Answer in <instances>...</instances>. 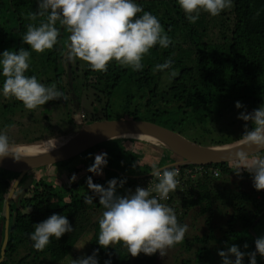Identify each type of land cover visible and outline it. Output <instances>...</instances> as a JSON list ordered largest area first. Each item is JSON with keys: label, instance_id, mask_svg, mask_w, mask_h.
<instances>
[{"label": "trees", "instance_id": "obj_1", "mask_svg": "<svg viewBox=\"0 0 264 264\" xmlns=\"http://www.w3.org/2000/svg\"><path fill=\"white\" fill-rule=\"evenodd\" d=\"M39 0H0V54L4 50L18 51L24 47L31 51L30 45L23 42L22 36L27 25L46 20L47 16L37 17L36 21L26 19L30 12H38ZM144 11L151 12L160 20L165 32L171 37L172 44L164 49L156 45L150 49L142 63V71H133L130 67H122L115 60L109 63L107 72L93 71L90 66L77 59L69 68L72 75V89L69 82L64 81L65 42L69 33L57 22L61 35L59 43L52 50L44 53L31 51V63L25 75H35L49 85L56 83L59 90L68 97L61 106L63 116L59 121L67 120L65 127L53 130L33 131L29 126L20 125L15 132H8L13 145L36 143L61 135L76 132L83 121L80 115L73 118L74 99L81 100L84 87H91L96 93L107 98L104 117L85 119L86 123L96 120L121 119V115L111 109L110 101L118 95H125L124 107L126 118L145 120L174 130L186 137L191 130L201 129L202 134H210L206 128L222 111L237 108L240 101L245 111L264 104V0H233V7L224 10L218 16L201 12L196 23H190L185 12L180 8L178 0H134ZM50 11V10H49ZM143 15L139 13L138 16ZM172 58L171 68L153 72L157 64H163ZM2 58V57H0ZM175 71V77L171 72ZM90 78L88 81L87 79ZM5 77L0 66V131H4L13 123L12 98H5L2 93ZM18 104H22L18 100ZM71 106V108H70ZM12 121V122H11ZM231 125V123H230ZM235 126V124H233ZM228 129L220 140L206 146L224 145L239 140L244 131L243 125ZM253 127L252 122L248 125ZM242 128V129H241ZM241 129V131H240ZM187 139L201 144L194 139ZM139 145L138 149H127L122 143ZM202 145V144H201ZM113 151L103 166V175L87 171L95 162V155ZM136 152V153H135ZM91 154V155H90ZM141 155L142 160L135 158ZM80 163L69 165L74 158L57 163L52 167L57 172L55 179L49 180L43 175V169L29 172L27 176L42 173L33 179L31 186L16 209L14 197L10 203L8 241L5 255L0 264H57L66 259L75 248L76 242L89 235V251L85 256L97 252L99 264L111 261V264H160L157 253L147 255L140 253L133 257L121 243L107 249L98 243L99 219L105 210L99 203V197L91 204L85 198L93 196L87 185V178L108 187V181L126 178L123 188L118 186L119 195H127L128 190L135 192L142 187V182L152 173V164L159 168L171 166L180 158L169 149L153 143L133 139L118 138L101 143L77 156ZM139 162V163H138ZM238 162L204 166L205 169H217L218 175L203 174L180 185L175 192L169 193V199L162 201L174 208L178 221L184 224L186 217L196 219L203 215L204 224L213 220L214 211L227 212V220L219 231L210 225L201 236L185 237L182 245L187 255L182 257L180 264H222L219 250L227 251L232 244H238L241 251L254 252V237L249 231L253 226L257 238L264 236V190L252 191L241 188L231 190L226 187V180H220L222 174L227 177L237 175L233 169ZM141 167H140V165ZM192 166V164H188ZM77 174L74 182H69L73 174ZM242 177L253 182V174L242 170ZM17 175L0 169V247L3 240L5 220V200ZM26 178V177H25ZM24 180V178H23ZM189 188V189H187ZM16 194V193H15ZM15 194L13 196H15ZM250 208L249 211L246 209ZM52 214L66 215L74 231L65 233L59 240L51 238V242L42 250L34 248L30 234L34 224L42 222ZM201 215V216H200ZM248 248H244V244ZM22 254L21 256H18ZM257 264H264V256L258 252ZM244 264H250V257L243 258Z\"/></svg>", "mask_w": 264, "mask_h": 264}, {"label": "clouds", "instance_id": "obj_2", "mask_svg": "<svg viewBox=\"0 0 264 264\" xmlns=\"http://www.w3.org/2000/svg\"><path fill=\"white\" fill-rule=\"evenodd\" d=\"M178 4L189 22L194 24L202 11L218 16L224 10H230L233 0H178ZM38 8V12L28 13L26 19L36 21L38 16H47V19L40 21L39 25L29 23L22 36L23 42L37 53L52 50L60 42L61 32L56 26L59 22L69 33L65 42L67 59L72 62L79 59L93 71L107 72L113 60L122 67L142 71V60L150 55V49L156 45L166 49L173 42L157 16L144 11L134 0H39ZM139 13L143 15L138 16ZM31 51L21 47L18 51L4 50L0 54V66L5 77L3 96L14 97L29 110H35L52 100L63 98L67 101L68 97L55 82L45 85L37 76L25 75L30 67ZM172 64L173 60L169 57L163 64H157L153 72L167 70ZM176 74L173 70L170 75L175 77ZM236 107L245 108L240 101L236 102ZM238 119L251 121L253 127L245 124V131L235 148L238 150L227 161L229 164L237 161L233 171L237 175H241L242 170L252 173L254 187L264 190V104L252 112L245 109ZM115 137L111 139L116 140ZM137 139L150 140L151 134L141 132ZM48 143L50 149L57 146V141L49 140ZM241 146H255L256 151L250 154ZM10 154H14L17 161L22 156L32 157L14 146L6 131H0V158ZM107 156V153L96 154L94 164L87 171L103 175V166L108 163ZM152 174L154 179L147 188L138 186L135 192L129 189L127 195L117 193L118 186L124 187L126 178H113L107 182L108 187L94 183L91 176L87 178L88 188L94 195L86 197L85 203L91 204L94 198L99 197V203L105 209L99 219L98 243L101 247L107 249L122 243L133 257L140 253L153 255L157 251L163 257L169 248L184 242L189 226L180 224L174 208L162 203L169 199L170 192L180 188L179 168L172 166L161 170L154 163ZM77 178L74 173L69 182ZM180 190L183 191L182 188ZM73 231L66 215L52 214L34 224L30 239L34 242V248L42 251L52 237L59 240L65 233ZM255 245L254 252L241 251L238 244H232L227 251L219 250L218 254L222 257V264H244L246 255L250 257V264H257V252L264 256V236L257 238ZM243 247L246 249L249 246L245 243ZM97 252L75 259L73 264H99ZM105 264H111V261Z\"/></svg>", "mask_w": 264, "mask_h": 264}, {"label": "rangeland", "instance_id": "obj_3", "mask_svg": "<svg viewBox=\"0 0 264 264\" xmlns=\"http://www.w3.org/2000/svg\"><path fill=\"white\" fill-rule=\"evenodd\" d=\"M64 62H65L66 70H67L66 75L64 76V81L66 83L69 82L70 89H72V82H71L72 75H70V73L68 71H69V68L71 67L73 62L71 60L67 59L66 56H65ZM89 79L90 78H88L87 81ZM71 98L74 99L75 104H76V102H78L77 106L75 105V110L72 111V114H71V116L73 118L80 115V119L83 121V123H86L85 119H90L91 116H92V118L93 117H95V118L104 117V108L106 107V104H107V98L105 96H103L102 94L96 93L95 90L92 89L91 87H86V88L84 87V89L82 90L80 102L77 99L75 94H72ZM124 101H125V95H121V94L118 95L117 97L116 96L113 97L110 101H108L111 109H113L115 111V113L120 114L121 118L127 117L125 107H124ZM11 102L14 103L13 104L14 105L13 106L14 111H13V118H12L13 123L10 127L4 129V131H6L7 133L8 132H15L18 129V126L20 125V123H22V125H25L27 127L29 126V128L33 131H37V130H39V131L40 130L53 131V130H58V129L65 127V124L67 122L66 119L63 123H60V124L58 121V120H60L61 116H63V110L61 109V106L64 103L63 98L58 99V100L48 101L45 105L39 106L35 110L27 109L23 103L18 104L17 103L18 100H16V99L11 100ZM70 108H71V106H70ZM257 108H259V107L250 108L247 111L252 112L254 109H257ZM241 112H244V111L238 110L237 108H231L228 110H224V111H222L221 117H219V118L215 117L216 121L211 122L206 127V128L211 129L210 134H202L201 129H195L194 128L193 130H191V135L186 134V137H188L190 139H194L197 142L201 143L202 145H208L213 141L220 140V138L224 137V136H222V134H224V132H226L228 129H231L233 124H235V126H233V128L239 127L241 125H243V128H244L245 124L249 125L251 123V121H244V120L238 119V116ZM230 123H231V125H230ZM241 129H240V131H241ZM220 132H222V134H220ZM72 134L73 133L61 135L59 137H56V139L59 142H63L67 138H69ZM124 139H127V138H124ZM119 144H123L127 149L132 148L135 150L138 149V146H139L136 144H130L127 141H123L122 143H119ZM112 152L113 151L105 150L104 153L108 154L106 159L109 157V155L112 154ZM135 158H136V160L137 159L142 160V157L139 154L135 155ZM250 159H251V157H249V160ZM78 163H80V158L76 157L69 162V165L76 166ZM234 166H236V165H234ZM41 169H43V168H41ZM161 169H163V168H161ZM32 172L35 173V171H32ZM34 173H33V175L30 176V177H32V181H33V179H37L40 176V174H42V173H37V174H34ZM43 175L47 176V178L49 180H52V181H55V183L56 182L58 183V181L55 179V177H57L58 174H57L56 170H54L53 167H50L47 170L45 169L43 171ZM25 177H24V179H26ZM220 180H226L227 184H225V185L227 188H229L231 190L241 188V189L246 190V191L247 190L252 191L254 188L253 187L254 181L253 182L249 181L247 178L239 176V175L227 177L226 175L222 174V178H220ZM192 184H193L192 186L195 187V179H193ZM144 188H146V187H144ZM187 189H189V188H187ZM165 201H167V200H165ZM219 209L220 210L214 211L212 222H209L206 225L204 224L205 217L208 216L206 214L203 216L200 215L201 217H198L196 219H193V217H191V216L186 217L184 220V224H187L189 226V230L186 233L185 237H187V239H191V237H193L194 235L201 236L203 232H206L207 230H209L208 227L210 225L215 226L216 232H218L219 228L222 227L223 224L225 223V221L227 220V212L223 213V211H222L220 213V211L222 210V207ZM246 210L249 211L250 208H247ZM89 237H90L89 235H86V236H83V238H81L80 240H78V242H76V244H75V248L70 253V255L66 259H64L63 261H61L57 264H73V261L75 259L85 257V255L89 251V247H88ZM21 255L22 254H20L18 256H21ZM186 255H187V253H185V250L183 249L182 245L176 244L174 247L169 248L167 250L166 256L162 257L160 255L159 251H157V261L160 264H180L182 257H185Z\"/></svg>", "mask_w": 264, "mask_h": 264}, {"label": "water", "instance_id": "obj_4", "mask_svg": "<svg viewBox=\"0 0 264 264\" xmlns=\"http://www.w3.org/2000/svg\"><path fill=\"white\" fill-rule=\"evenodd\" d=\"M77 104L78 102H76L75 105L77 106ZM141 132L151 134V139L144 141L153 143L155 145H161L172 151L180 158L177 163L171 165L192 164L208 166L228 163L227 159L238 150L235 148L240 143L239 140H236L224 145H201L187 139L174 130L165 128L156 123L145 120L121 118L114 120L104 119L82 123L81 127L76 132H74L65 141L58 142L55 148L43 150L41 153L31 154L32 157L22 156L19 161L15 160L14 154L2 157L0 158V169L12 174H16L17 177L13 182L5 200V220L3 240L0 247V262L4 258L8 241L10 203L14 197L16 200V209L19 208L24 195L27 193L32 183V177L27 176L29 172L41 168H45L47 170L57 163L77 157L78 155L101 143L113 140L111 139L112 136H116L115 139H137ZM241 147H243L250 154L256 151L255 146H252L251 148H248L247 146ZM232 162H235V160ZM25 176L26 179L23 180ZM19 182L22 183L20 184ZM14 194L15 196H13ZM261 215H264V211L261 213ZM259 218L260 216L254 220L252 226L249 228V231L254 237V251H256L255 240L257 239V236L253 231V226L258 222ZM232 259L235 260V257L233 256Z\"/></svg>", "mask_w": 264, "mask_h": 264}, {"label": "built area", "instance_id": "obj_5", "mask_svg": "<svg viewBox=\"0 0 264 264\" xmlns=\"http://www.w3.org/2000/svg\"><path fill=\"white\" fill-rule=\"evenodd\" d=\"M172 166L179 168L180 176L178 177V179L180 180L181 186L185 184L186 181L195 179L197 176H200V175L202 176L203 174H209L213 176L218 175L217 169H212V168L205 169L204 166H201V165H192L193 167H191V166H188V164H182V165H171L170 167ZM144 179L146 180L143 181L142 187L147 188L149 186V183L154 179L153 174L148 175ZM153 195H155V193H153Z\"/></svg>", "mask_w": 264, "mask_h": 264}, {"label": "bare ground", "instance_id": "obj_6", "mask_svg": "<svg viewBox=\"0 0 264 264\" xmlns=\"http://www.w3.org/2000/svg\"><path fill=\"white\" fill-rule=\"evenodd\" d=\"M49 140L57 141V143L59 142L56 138H52V139H48V140L40 141L36 143L21 144V145H17L16 147L30 154L41 153L43 152V150L51 148V145L48 143Z\"/></svg>", "mask_w": 264, "mask_h": 264}, {"label": "flooded vegetation", "instance_id": "obj_7", "mask_svg": "<svg viewBox=\"0 0 264 264\" xmlns=\"http://www.w3.org/2000/svg\"><path fill=\"white\" fill-rule=\"evenodd\" d=\"M25 196V195H24Z\"/></svg>", "mask_w": 264, "mask_h": 264}]
</instances>
